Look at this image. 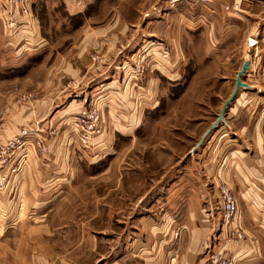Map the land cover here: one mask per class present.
Wrapping results in <instances>:
<instances>
[{"label":"crops","instance_id":"1","mask_svg":"<svg viewBox=\"0 0 264 264\" xmlns=\"http://www.w3.org/2000/svg\"><path fill=\"white\" fill-rule=\"evenodd\" d=\"M192 1H178L161 21L159 37L147 27L137 30L138 22L120 12V1L63 0L66 11L82 20L79 28L62 30L67 23L57 16L59 33L42 29L34 12L20 29H9L0 7V92L18 86L36 93L24 106L14 104V93L8 96L0 140L22 128L60 130L48 138V153L27 145L17 157L22 169L0 193V232L31 233L18 241L13 264H169L172 256L177 264H207L216 253L238 264H264V97L253 90L252 74L243 78L250 88L239 91L225 122L195 149L230 99L243 64L250 60L252 73L264 56V0ZM228 1L239 4L240 13H227ZM250 37L257 41L253 46ZM164 46L171 49L168 59L161 56ZM93 52L106 63L93 64ZM64 79L82 85L63 90ZM93 95L100 96L105 128L91 146L92 157H85L74 146L75 117ZM170 118L199 121L200 133L171 181L166 168L158 201L138 213L148 193L135 204L114 191L112 207L98 194L86 219L52 223L77 189L101 179L115 159L107 158L125 141L151 135L154 123ZM94 168L104 170L94 174ZM221 185L237 201L229 226H223ZM228 230L245 238L231 239Z\"/></svg>","mask_w":264,"mask_h":264},{"label":"rangeland","instance_id":"2","mask_svg":"<svg viewBox=\"0 0 264 264\" xmlns=\"http://www.w3.org/2000/svg\"><path fill=\"white\" fill-rule=\"evenodd\" d=\"M0 1V7H4V10H6L5 3L3 0ZM28 1L30 9L29 15L21 16L17 11L14 12L13 20L16 22V25L14 27H10L7 21L9 18V12L7 10L8 13L5 11L4 16L5 26H7L9 29H20V27L24 24L23 20L25 21L27 18L29 19L32 15V12L37 13L39 16L42 29L44 27V29L46 28L50 30V28L53 27V32L59 33L60 30L57 29L58 26L60 27L59 22H55L57 16L62 17L67 23H62V30L66 29L67 27L77 29L81 25L82 15H70V13L66 11L67 7L63 0ZM118 1H120L122 4L120 12L130 20L138 22L137 24L139 28H136L137 30L141 29L140 27H142V30H145L147 27L149 28V31L154 32L156 35L155 37H159L158 34L161 32V21L168 17L170 11H176L178 9V1L180 0H112L113 3ZM182 1L183 0H181V2ZM184 1H186V3H193L192 0ZM201 1L203 3H208V0ZM236 4L237 3L235 2L232 4L229 1L226 2L224 8L227 13L228 11L231 13H240V5L237 10L231 9L235 7ZM108 9L110 8L105 9L104 14H107L106 11ZM87 11L88 14H90L92 9H88ZM140 21L144 24V26L143 24L142 26L140 25ZM252 40L257 43L254 38L250 37V45L253 43ZM63 41L64 38L56 41L57 43L56 45H53V47L60 46ZM164 47L168 48L171 52L170 47ZM95 55H97L101 61L95 62L93 60ZM261 59L259 61H261ZM89 60L95 65L106 63L105 57L101 53L97 52L90 54ZM143 64H145V62ZM145 67L146 66L144 65L143 72L145 71ZM2 74L3 73L0 67V78ZM248 74H252L251 71H249L246 75ZM250 77L252 80L251 85L254 87L253 90L264 97L263 85L257 80L255 81L252 75ZM81 85V82L78 80L64 79L61 82L60 87L63 90L67 89V91H76L81 87ZM11 93H14L15 95L14 104L17 106H24L29 101L30 95H32L34 92L31 90H21L18 86L13 87L9 94L5 93L2 95L0 92V117L2 114L7 112V107L10 106L5 104V100L11 95ZM100 101L99 95H93L89 97L84 108L78 113V115L85 111H89L90 113L98 111L100 113L101 129L94 135L93 141L87 148H84L79 144V132L76 125L78 115L75 117L76 138L74 140V146L85 157H92L91 146L95 138L104 133L105 126L102 120ZM198 122L199 121L194 120H181L177 122L176 120H171V118L165 119L162 123L157 122L152 125L151 135L141 136L136 140L125 141L123 148L115 157L110 156L107 158L108 163L113 158L115 159L111 164V167L100 176L101 179L89 180L88 182L84 183L81 188L77 189V193L74 194V197L70 200H67L66 204L62 205V213L59 214V216L52 215V223H63L64 219L68 220L70 217L74 220L86 219V217L90 215L98 206L96 203L97 200L95 198V196L98 194H103L104 202L108 204L109 207H112L114 197L110 196L109 194H113L114 191H117V193H119L125 199L129 196L132 197L134 201H136L135 204H139L142 196L144 197V195L148 193L146 201H143V203L139 204L138 206V213L143 212L145 203H147V205H151L158 201L160 195H162L161 187L164 190L166 184L163 182V185H160V181L162 175L165 174L166 168L170 171V181L179 174V170L176 168L177 164L189 153L191 148L196 144V140L199 138V131L197 129L200 125ZM24 129L29 131L32 130L31 136L26 137L22 148L16 151L9 165L10 167L7 166L1 170L2 175L5 173V176H7L6 187L11 179V175L16 174L22 169V163L17 162V157L26 149L28 144L33 143L41 150V152L48 153V138H57L60 134L59 128L56 127L50 130L48 133L40 132L38 128H22L20 132L13 136L11 140H0V143L8 144L15 137L19 136ZM161 132H163V134H161ZM100 170L102 171L104 168H94L93 173L96 174L95 172ZM4 190L5 188L0 191V193L4 192ZM92 193H94L93 196L91 195ZM28 234L31 235V233L25 229L23 230L22 228L20 230L9 231L5 234L0 232V263L1 261L10 262L12 264L15 262L14 253L17 250V243L26 237L29 238V236H27ZM44 236H47V234H44Z\"/></svg>","mask_w":264,"mask_h":264},{"label":"built area","instance_id":"3","mask_svg":"<svg viewBox=\"0 0 264 264\" xmlns=\"http://www.w3.org/2000/svg\"><path fill=\"white\" fill-rule=\"evenodd\" d=\"M3 2L6 5V13L9 12V18L7 21L10 27H14L16 25V22L13 20L14 12L17 11L21 16L29 15L30 9L28 0H3ZM238 7L239 4H236L235 7L229 8L237 10ZM255 44L256 42L252 43V45ZM161 56L163 59L170 58V50L166 47H163ZM93 60L95 62L101 61V59L97 55L93 57ZM140 70L142 71L143 68H140ZM252 76L255 81L257 80L264 87V56L252 70ZM261 115L264 116V105L261 110ZM76 125L79 132V144L82 147L87 148L93 141L94 135L101 129L100 113L98 111H95L94 113H90L89 111L82 112L77 117ZM31 133L32 130L29 131L27 129H24L19 136L15 137L8 144L0 143V191L6 188L7 184V176H5V173L2 175L1 170L10 165L16 151L22 148L25 138L31 136ZM219 190L222 200L223 226H229L232 220L235 219L237 213V201L231 189L227 185H221L219 187ZM179 234L180 233L177 234V237H179ZM228 234H230L231 239L242 240L245 238V235L240 230H228ZM169 264H177V257L172 256L169 260ZM207 264L238 263L234 258H228L223 256L221 253H216L212 255Z\"/></svg>","mask_w":264,"mask_h":264},{"label":"water","instance_id":"4","mask_svg":"<svg viewBox=\"0 0 264 264\" xmlns=\"http://www.w3.org/2000/svg\"><path fill=\"white\" fill-rule=\"evenodd\" d=\"M250 70H251V61L250 60H247L243 64L241 71L237 75L235 89H234V91H233L230 99L224 104L223 109H222L221 113L219 114L217 120L212 125V127L208 130V132L206 133V135L204 136V138L198 143V145H197V147L195 149H197L198 147H200L203 144L205 138L208 135H210L214 130H216L221 123H224L225 122L226 112L228 111V109L232 105V103L236 100L239 91L241 89H249L250 88V85L247 84V83H245L243 81V78L246 76V74Z\"/></svg>","mask_w":264,"mask_h":264},{"label":"bare ground","instance_id":"5","mask_svg":"<svg viewBox=\"0 0 264 264\" xmlns=\"http://www.w3.org/2000/svg\"><path fill=\"white\" fill-rule=\"evenodd\" d=\"M255 41H253V43H254ZM252 43V42H251Z\"/></svg>","mask_w":264,"mask_h":264}]
</instances>
